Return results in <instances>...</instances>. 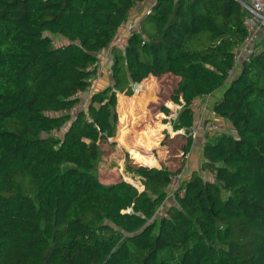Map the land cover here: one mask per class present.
<instances>
[{"label":"trees","instance_id":"1","mask_svg":"<svg viewBox=\"0 0 264 264\" xmlns=\"http://www.w3.org/2000/svg\"><path fill=\"white\" fill-rule=\"evenodd\" d=\"M146 3L123 50L112 46ZM243 15L237 0H0V264H264V29L236 63ZM105 50L111 83L83 103ZM167 78L184 134L162 137L160 113L138 131ZM204 98L229 129L156 215ZM117 122L129 162L149 166L154 150L161 163L128 165L142 191L97 179Z\"/></svg>","mask_w":264,"mask_h":264},{"label":"rangeland","instance_id":"2","mask_svg":"<svg viewBox=\"0 0 264 264\" xmlns=\"http://www.w3.org/2000/svg\"><path fill=\"white\" fill-rule=\"evenodd\" d=\"M147 7H148V3L144 4V8L147 9ZM135 15L136 16H133L130 19L128 24H125L122 27V30L118 35L119 37L116 38V40L113 42L112 46H116V47L120 48L121 50H123V46H124V44H122L123 38L130 35L131 32L138 30L136 22L142 16L138 17L137 15H139V14H135ZM111 58L112 57H111L110 53H108L107 57H105V58L102 57L101 66H103V67L100 69L99 75L98 76L95 75L93 77L92 82L94 81V79H99V78L102 79L104 75L106 77L107 73H109V75H110L109 69L112 65V59ZM110 61H111V65L108 66ZM106 63H108L107 68L105 67ZM152 78H154V80H157L155 77H152ZM105 79L107 81H109L108 77H106ZM166 80H168L167 84L169 86H172L171 89L168 91V89L165 88V90H163L162 92H159L158 97H160L161 100H159L158 102L152 103L148 107L147 113L145 112L146 114L143 111L142 112L140 111L139 118L141 120L138 123V125H139L137 127L138 131H141V129L148 124V120L152 119L151 115L156 114V113L157 114L160 113L162 115V116L160 115L162 117V118H160V120H163V122H164V123H161V128H162L161 129V135H162V137H163V133L168 135V138L171 137V134H173V133L174 134H177V133L181 134L180 130L179 131H173L172 130V122L176 119L177 114L181 109V106L176 105L170 101V95L172 93V90L174 89L173 88V80H171V78H167ZM144 81H145V79L139 84V86H136V87L133 86V91H134L133 97L138 94V89H139L140 85L143 84ZM120 96H122V94L117 95V100H118V97H120ZM165 96L168 97L167 102H171L169 105H167V102L164 101ZM162 108H167L169 112L167 114L162 113L161 112ZM208 108H210V106ZM208 108L205 106L206 110H204V104H203V110L204 111L202 110V106H201V108H198L199 110L197 112V107L196 106L193 107L194 114H193V126H192V128L195 129L196 131H199V134L195 139L196 141H198L197 144H199V145H203L205 143L201 140L200 133H201V128H202L203 122L208 121V119L205 117V111H207ZM200 112H202V114H199ZM117 117H118V111H117ZM145 120H147V121H145ZM223 124H224V126H226L224 122H223ZM228 127H229V125H228ZM117 128H118L117 129V131H118L120 129L118 122H117ZM117 134H118V132H117ZM126 135H128V134H126ZM113 141H114L113 139H109V140H107V143L102 144V148L106 152L104 156H105V158L107 157V159H106V161H103L98 165L97 179L105 185L114 184V183L121 180V181L135 187L139 191H142L143 186L141 184V180L138 177L134 176V174L130 171V169H129L130 167L128 165L131 164V165H135V166H143V167H148V168L157 167L158 163H160L158 160L157 154L154 152V150L150 151L149 156L151 158V163L149 166L137 164L133 159L131 160V162H132L131 163L127 160L126 149L123 148L119 143H114L115 141L114 142ZM179 153H180V151H179ZM201 153H202V147H201V152H197L196 156H198V158L201 157ZM179 155H181V154H179ZM188 156H189V153L184 157L185 158V164L189 163V159H192L194 157L192 155L190 158H188ZM196 165H198V164L195 163L194 166L198 167ZM190 166H191V164H189V167ZM184 168L186 169V167H184ZM109 188H111V187H109ZM123 212L130 213L131 210L128 209V211H123Z\"/></svg>","mask_w":264,"mask_h":264},{"label":"built area","instance_id":"3","mask_svg":"<svg viewBox=\"0 0 264 264\" xmlns=\"http://www.w3.org/2000/svg\"><path fill=\"white\" fill-rule=\"evenodd\" d=\"M240 5L244 9V15H243V26L245 29V39L243 42V45L241 49L236 53L235 55V62H239L243 59H246L248 55L252 52V48L258 39V33L260 30L264 29V0H237ZM151 12V7H148L146 9L145 14H149ZM119 37V36H118ZM117 37V38H118ZM109 53V50L102 51L100 53V56L98 57L97 65H98V70L96 72V76L99 75L100 69L103 67L101 66V60L102 57L105 58L107 57ZM111 65V61L108 64V66ZM195 104L193 103L191 105V110ZM225 131V128L212 121H204L202 128H201V133L200 137L203 142L206 141V139L214 136L221 135ZM181 134H184L183 130H180ZM199 131H196L191 127L189 130L188 135L191 137V139L195 140L196 137L198 136ZM186 155H183L185 157ZM201 175H208L210 176L211 173L209 170L204 169L200 171ZM182 177L181 175L173 176L170 178V183L167 188V197L163 204L159 207V209L156 212V215H165L164 213V203L165 205H168L169 202L175 201V197L178 195V197L183 196L184 190L181 189L180 187V181Z\"/></svg>","mask_w":264,"mask_h":264},{"label":"crops","instance_id":"4","mask_svg":"<svg viewBox=\"0 0 264 264\" xmlns=\"http://www.w3.org/2000/svg\"><path fill=\"white\" fill-rule=\"evenodd\" d=\"M143 10H144V7L143 6H137V7H135V9H134V11H132L131 12V17H129L130 19L133 17V16H136L135 14H139V15H137L138 17H140V15H141V12H143ZM110 53V52H109ZM109 60V59H108ZM107 64L108 63H106L105 64V67L107 68ZM110 66V65H109ZM106 77H108V80L109 81H107L105 78ZM106 77H105V75L103 76V78L102 79H94V81L92 82L91 81V83H92V86H91V88H90V91H88L87 93H82L81 95H80V97H81V99H82V102L83 103H85L86 102V100H87V98H88V95H89V93L90 94H92V93H94V92H96V91H98V90H100V89H103V88H105L109 83H111V77H110V75H109V73H107V75H106ZM138 86H139V84H138ZM133 93H134V91H133ZM123 97H125V98H130V97H133V94H132V96H130V97H128V96H124V95H122ZM209 98V97H208ZM208 98H204V99H200V100H197L196 102H194V104H195V106L197 107V112H198V108H201V106H202V110H203V104H204V110H206L205 109V106L208 108L209 107V99ZM208 99V100H207ZM83 103H82V105H83ZM117 103H118V100H117ZM117 103H116V107H115V112H116V114H117ZM201 110V111H202ZM203 110V111H204ZM209 110V111H208ZM208 110L207 111H205V117L208 119V121H212V122H215V123H217V124H221V123H223V121H220L219 119H217V118H215L214 116H213V114L211 113V111H210V108H208ZM192 112H193V114H194V110L192 109ZM199 114H202V112H200ZM196 115V114H195ZM194 115V116H195ZM118 118V117H117ZM117 126H116V135H115V137L114 138H111V139H115V138H117ZM191 129V128H190ZM196 140H193V144H192V148H191V150L189 151V156H188V158H190L192 155L194 156L192 159H189V163H186V169L184 168V170H183V173H182V178L183 179H188L189 177H190V174H191V172H193V171H199L200 170V168H201V164H202V153H201V157H199L198 158V156H196V154H197V152H201V147L203 146V145H199V144H197V142L198 141H196ZM191 161V162H190ZM188 162V161H187ZM195 163L196 164H198V165H196V166H198V167H195L194 165H195ZM189 164H191V166L189 167ZM158 167H159V163H158ZM152 168V167H151Z\"/></svg>","mask_w":264,"mask_h":264},{"label":"water","instance_id":"5","mask_svg":"<svg viewBox=\"0 0 264 264\" xmlns=\"http://www.w3.org/2000/svg\"><path fill=\"white\" fill-rule=\"evenodd\" d=\"M136 86H138V84H134V87H136ZM155 168H160V166H159V167L157 166V167H155Z\"/></svg>","mask_w":264,"mask_h":264},{"label":"clouds","instance_id":"6","mask_svg":"<svg viewBox=\"0 0 264 264\" xmlns=\"http://www.w3.org/2000/svg\"><path fill=\"white\" fill-rule=\"evenodd\" d=\"M183 173V172H182ZM181 177H182V174H181Z\"/></svg>","mask_w":264,"mask_h":264}]
</instances>
